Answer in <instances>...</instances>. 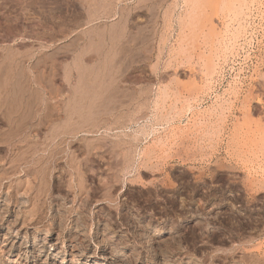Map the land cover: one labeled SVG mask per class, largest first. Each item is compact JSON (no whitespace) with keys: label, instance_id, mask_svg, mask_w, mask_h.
<instances>
[{"label":"rangeland","instance_id":"obj_1","mask_svg":"<svg viewBox=\"0 0 264 264\" xmlns=\"http://www.w3.org/2000/svg\"><path fill=\"white\" fill-rule=\"evenodd\" d=\"M140 1L0 0V264L264 262V0Z\"/></svg>","mask_w":264,"mask_h":264},{"label":"bare ground","instance_id":"obj_2","mask_svg":"<svg viewBox=\"0 0 264 264\" xmlns=\"http://www.w3.org/2000/svg\"><path fill=\"white\" fill-rule=\"evenodd\" d=\"M104 1H105V0H104ZM114 1H115V0H114ZM136 1H137V0H136ZM138 1H139L140 3L137 2L136 5L141 4V1H140V0H138ZM194 1H196V0H194ZM197 1H198V0H197ZM197 1H196V2H197ZM205 1H206V0H205ZM207 1L210 2V0H207ZM207 1H206V2H207ZM222 1H225V0H222ZM222 1L220 0V2H222ZM233 1H234V0H231V2H233ZM240 1H241V0H240ZM248 1H249V0H248ZM257 1H258V0H257ZM257 1H256V2H257ZM100 2H101V1H100ZM201 2H202V1L199 0L198 3H201ZM208 2H207V4H210V3H208ZM214 2H216L215 4H218L217 1L214 0ZM225 2H227L226 4L228 5V1L226 0ZM234 2H236V1H234ZM234 2H233V3H234ZM237 2H238V1H237ZM237 2H236V3H237ZM243 2H244V1H243ZM155 3H156V2H155ZM186 3H187V2H186ZM222 3H223V2H222ZM244 3H245V2H244ZM244 3H243V4H244ZM246 3H247V0H246ZM246 3H245V4H246ZM84 4H85V3H84ZM93 4H94V3H93ZM143 4H145V3H143ZM211 4H213V2H211ZM219 4H220V3H219ZM219 4H218V5H219ZM230 4H231V3H230ZM230 4L228 5L229 7H230ZM243 4H242V7H243ZM245 4H244V5H245ZM247 4H249V3H247ZM262 4H263V3H262ZM97 5H98V3H97ZM99 5H100V4H99ZM107 5H108V4H107ZM113 5H114V4H112V7H113ZM149 5H150V4H149ZM153 5H154V4H153ZM153 5H152V6H153ZM197 5H198V4H197ZM213 5H214V4H213ZM224 5H225V3H224ZM224 5H222V6H224ZM231 5H232V4H231ZM239 5H240V4H239ZM252 5L254 6V3H253ZM103 6H104V5H103ZM127 6H128V5H127ZM129 6H130V5H129ZM140 6H141V5H140ZM140 6H137V7H140ZM154 6H156V5H154ZM202 6H204V5H202ZM216 6H217V5H216ZM220 6H221V4H220ZM220 6H219V7H220ZM232 6H233V5H232ZM258 6H260V5H258ZM94 7H95V6H94ZM123 7H124V6H123ZM134 7H136V6H134ZM149 7H150V6H149ZM199 7H200V6H199ZM199 7H198V8H199ZM217 7H218V6H217ZM224 7L226 8V6H224ZM233 7H234V6H233ZM101 8H102V7H101ZM104 8H105V7H104ZM128 8H129V7H128ZM142 8H143V7H142ZM142 8H141V9H142ZM245 8H246V7H245ZM252 8H253V7H251V9H252ZM93 9H94V8H93ZM105 9H107V8H105ZM122 9H123V8H122ZM124 9H125V8H124ZM132 9H133V7H132ZM136 9H138V8H136ZM146 9H147V8H146ZM193 9H194V8H193ZM208 9H209V8H208ZM216 9H217V8H216ZM218 9L220 10V8H218ZM234 9H236V6L234 7ZM234 9H233V10H234ZM240 9H241V8H240ZM247 9H248V8H247ZM247 9H246V10H247ZM213 10H215V9L211 7V8H210V11H208V12H209V13H210V12H213ZM219 10H218V11H219ZM226 10H227V9H226ZM248 10H249V9H248ZM151 11H152V9H151ZM151 11H150V12H151ZM206 11H207V10H206ZM108 12H110V11H108ZM128 12H129V10H128ZM188 12H189V11H188ZM215 12H216V10H215ZM234 12H235V11H234ZM237 12H240L239 15L241 16V14H242L241 12H243V11H242V10H241V11L238 10ZM125 14H126V13H125ZM125 14H124V15H125ZM127 14H128V13H127ZM203 14H204V13H203ZM210 14H211V13H210ZM236 14H237V13H236ZM249 14H250V13H249ZM256 14H257V13H256ZM206 15H207V14H206ZM215 15H216V14H215ZM261 15H262V13H261ZM106 16H107V15H106ZM125 16H126V15H125ZM188 16H189V15H188ZM207 16H208V15H207ZM245 16H247V15H245ZM256 16H257V15H256ZM195 17H196V16H195ZM209 17H210V16H209ZM211 17H212V16H211ZM213 17H214V16H213ZM258 17H259V16H258ZM155 18H156V17H155ZM216 18H217V17H216ZM242 18H245V17H242ZM247 18L249 19V16H248ZM247 18H246V20H247ZM123 19H124V18H123ZM162 19H163V18H162ZM187 19H188V17H187ZM208 19H209V18H208ZM238 19H239V18H238ZM262 19H264V17H263ZM119 20H120V19H119ZM205 20H206V19H205ZM209 20H210V19H209ZM230 20H231V19H230ZM244 20H245V19H244ZM194 21H195V19H194ZM207 21H208V20H207ZM123 22L125 23V20H123ZM146 22L148 23L149 21H146ZM168 22H169V21H168ZM209 22H210V21H209ZM170 23H171V22H170ZM202 23H203V22H202ZM210 23H213V22H210ZM220 23H221V22H220ZM243 23H244V22H243ZM116 24L118 25V23H116ZM148 24H149V23H148ZM207 24H208V22H207ZM239 24H240V23H239ZM239 24H238V25H239ZM244 24H245V23H244ZM195 25H196V24H195ZM200 25H201V24H200ZM203 25H204V24H203ZM205 25H206V24H205ZM220 25H221V24H220ZM225 25H226V24H225ZM229 25H230V24H229ZM245 25H247V24H245ZM121 26H123V25H121ZM151 26H152V25H151ZM212 26H213V25H212ZM248 26H249V24H248ZM248 26H247V27H248ZM124 27H125V26H124ZM180 27H181V26H180ZM194 27H195V26H194ZM205 27H206V26H205ZM208 27H210V25H209ZM236 27H237V26H236ZM238 27L241 28V26H238ZM115 28H116V27H115ZM121 28H123V27H121ZM145 28H146V27H145ZM210 28L212 29V27H210ZM234 28H235V27H234ZM242 28H243V26H242ZM245 28H246V26H245ZM245 28H243V29H245ZM117 29H118V28H117ZM136 29H137V28H136ZM169 29H170V28H169ZM184 29H185V26H184ZM235 29H236V28H235ZM237 29H238V28H237ZM246 29H247V28H246ZM246 29H245V30H246ZM108 30H109V29H108ZM118 30H119V29H118ZM120 30H121V29H120ZM139 30H140V29H139ZM114 31H115V30H114ZM194 31H195V30H194ZM206 31H207L208 34H210V33H209L210 31H209V32H208V30H206ZM214 31H215V30H214ZM243 31H244V30H243ZM117 32H118V31H117ZM211 32H212V31H211ZM233 32H234V31H233ZM244 32H245V31H244ZM229 33H231V32H229ZM235 33H236V31H235ZM239 33H240V31H239ZM242 33H243V32H242ZM245 33H246V32H245ZM89 34H90V33H89ZM121 34H122V33H121ZM129 34H130V33H129ZM218 34H219V33H218ZM231 34H232V33H231ZM115 35H116V34H115ZM117 35H118V34H117ZM203 35H205V34H203ZM210 35H211V34H210ZM212 35H213V34H212ZM216 35H217V34H216ZM224 35H225V34H224ZM233 35L235 36L236 39H237V37L239 36V35H238V32H237V34H236L237 37H236L235 34H232V36H233ZM242 35H244V34H242ZM248 35H249V34H248ZM99 36H100V35H99ZM133 36H134V35H133ZM146 36H147V35H146ZM190 36H191V35H190ZM218 36H219V35H218ZM232 36H231V37H232ZM220 37H221V36H220ZM90 38H91V37H90ZM120 38H121V37H120ZM134 38H135V37H134ZM158 38H159V37H158ZM102 39H103V38H102ZM115 39H116V38H115ZM129 39L131 40V38H129ZM142 39H143V38H142ZM223 39H224V38H223ZM236 39H234L233 41L236 42ZM227 40H229V38H228ZM231 41H232V40H231ZM126 42H127V41H126ZM130 42H131V41H130ZM218 42H219V41H218ZM248 42H249V41H248ZM93 43H94V42H93ZM93 43H92V44H93ZM109 43H110V42H109ZM181 43H182V41H181ZM92 44H91V45H92ZM104 44H105V43H104ZM104 44H103V45H104ZM123 44H124V43H123ZM123 44H122V45H123ZM133 44H134V43H133ZM222 44H223V43H222ZM95 45H96V44H95ZM135 45H136V44H135ZM163 45H164V44H163ZM226 45H227V44H226ZM231 45H232V44H231ZM238 45H239V44H238ZM246 45H247V44H246ZM83 46H84V45H83ZM209 46H210V45H209ZM209 46H207V47L209 48ZM213 46H214V45H213ZM241 46H242V45H241ZM99 47H101V46H99ZM108 47H109V46H108ZM118 47H119V45H118ZM118 47H117V48H118ZM124 47H125V46H124ZM180 47H181V46H180ZM187 47H189V46H187ZM262 47H263V46H262ZM93 48H94V47H93ZM115 48H116V47H114V49H115ZM119 48H120V47H119ZM173 48H174V47H173ZM184 48H185V45H184ZM227 48H228V47H227ZM128 49H129V47H128ZM130 49H131V48H130ZM181 49H182V48H181ZM87 50H88V49H87ZM122 50H123V49H122ZM182 50H183V49H182ZM232 50H233V49H232ZM99 51H100V50H99ZM106 51H107V50H106ZM110 51H111V50H110ZM157 51H158V50H157ZM178 51H179V50H178ZM184 51H185V50H184ZM121 52H122V51H121ZM127 52H128V51H127ZM135 52H136V51H135ZM175 52H176V51H175ZM98 53H99V52H98ZM118 53H119V52H118ZM190 53H191V52H190ZM220 53H221V52H220ZM263 53H264V52H263ZM106 54H107V53H106ZM161 54H162V53H161ZM85 55H86V54H85ZM117 55H118V54H117ZM119 55H120V54H119ZM124 55H125V54H124ZM177 55H178V54H177ZM185 55H186V54H185ZM214 55H215V54H214ZM221 55H222V54H221ZM105 56H106V55H105ZM207 56H208V55H207ZM237 56H238V55H237ZM112 57H113V56H112ZM114 57H116V55H115ZM156 57H158V56H156ZM87 58H88V57H87ZM218 58H219V57H218ZM77 60H78V58H77ZM108 60H109V59H108ZM117 60H119V59H117ZM117 60L115 61V64H116V65H118ZM113 61H114V59H113ZM119 61H120V60H119ZM119 61H118V62H119ZM209 61H210V60H209ZM186 62H187V61H186ZM207 62H208V61H207ZM119 64H120V63H119ZM209 64H210V63H209ZM216 64H217V63H216ZM113 65H114V64H113ZM121 65H122V64H121ZM156 65H157V64H156ZM185 65H186V64H185ZM189 65H190V64H189ZM212 65H213V64H212ZM90 66H91V65H90ZM114 66H115V65H114ZM176 66H177V65H176ZM205 66H206V65H205ZM209 66H210V65H209ZM209 66H208V67H209ZM219 66H220V65H219ZM84 67H85V66H84ZM112 67H113V66H112ZM165 67H166V66H165ZM109 68H111V67L109 66ZM122 68H123V67H122ZM154 68H155V67H154ZM82 69H83V68H82ZM114 69H115V67H114ZM116 69H117V68H116ZM19 70H20V69H19ZM115 71H117V70H115ZM119 71H120V70H119ZM95 72H96V71H95ZM109 72H110V71H109ZM111 72H112V71H111ZM238 72H239V71H238ZM255 72H256V71H255ZM82 73H83V72H82ZM211 73H213V72H211ZM239 73H240V72H239ZM112 74H113V73H112ZM114 74H115V73H114ZM82 75H83V74H82ZM237 75H238V74H237ZM108 76H109V75H108ZM110 76H111V75H110ZM114 76H115V75H114ZM121 76H122V75H121ZM116 77H117V76H116ZM82 78H83V77H82ZM117 78H118V77H117ZM119 78H120V77H119ZM175 78H176V77H175ZM231 79H232V78H231ZM233 79H234V78H233ZM247 79H248V78H247ZM115 80H116V79H115ZM175 80H176V79H175ZM218 80H219V79H218ZM220 80H221V79H220ZM249 80H250V79H249ZM81 82H82V81H81ZM177 82H178V81H177ZM177 82H176V83H177ZM190 82H192V81H190ZM215 82H216V81H215ZM18 83H19V82H18ZM169 83H170V82H169ZM248 83H249V82H248ZM253 83H254V82H253ZM253 83H252V84H253ZM177 84H179V83H177ZM197 84H198V83H197ZM202 85H203V84H202ZM116 86H117V85H116ZM164 86H165V85H164ZM203 86H204V85H203ZM248 86H249V85H248ZM118 87H119V85H118ZM190 87H191V86H190ZM198 87H199V85H198ZM96 88H97V87H96ZM116 88H117V87H116ZM199 88H200V87H199ZM109 89H110V88H109ZM114 89H115V88H114ZM114 89H113L112 91H114ZM145 89H146V88H145ZM145 89H144V90H145ZM20 90H21V88H20ZM248 90H249V89H248ZM121 91H122V90H121ZM206 91H207V90H206ZM15 92H16V91H15ZM114 92H116V91H114ZM118 92H119V91H118ZM125 92H126V91H125ZM12 93H13V91H12ZM130 93H131V92H130ZM130 93H129V94H130ZM232 93H233V91H232ZM102 94H103V93H102ZM115 94H116V96H117V93H115ZM129 94H128V95H129ZM198 94H199V93H198ZM221 94H222V93H221ZM107 95H108V94H107ZM118 95H119V94H118ZM132 95H133V94H132ZM254 95H255V94H254ZM108 96H109V95H108ZM183 96H184V95H183ZM222 96H223V95H222ZM233 96H234V95H233ZM257 96H258V95H257ZM110 97H113V96H110ZM123 97H124V96H123ZM125 97H126V96H125ZM227 97H228V96H227ZM107 98H108V97H107ZM113 98H114V97H113ZM116 98H117V97H116ZM120 98H121V97H120ZM181 98H182V97H181ZM222 98H223V97H222ZM228 98H229V97H228ZM26 99H27V98H26ZM110 99H112V98H110ZM128 99H129V98H128ZM128 99H127V100H128ZM139 99H140V98H139ZM213 99H214V98H213ZM256 99H257V98H256ZM103 100H104V99H103ZM112 100H113V99H112ZM117 100H118V99H117ZM121 100H122V99H120V101H121ZM130 100H131V99H130ZM130 100H129V101H130ZM39 101H40V100H39ZM94 101H95V100H94ZM96 101H97V100H96ZM104 101H105V100H104ZM114 101H115V99H114ZM120 101L118 100V101H115V102L118 103V105H119V104H121V102H122V101H121V102H120ZM123 101H125V100H123ZM135 101H136V100H135ZM4 102H5V101H4ZM115 102H114V103H115ZM205 102H206V101H205ZM102 103H103V102H102ZM123 103H124V102H122V104H123ZM131 103H132V102H131ZM145 103H146V102H145ZM258 103H259V102H258ZM95 104H96V103H95ZM178 104H179V103H178ZM115 105H116V104H115ZM123 105H124V104H123ZM147 105H148V104H147ZM208 105H209V104H208ZM211 105H212V104H211ZM226 105H227V104H226ZM90 106H91V105H90ZM107 106H109V105H107ZM128 106H129V105H128ZM161 106L163 107L164 105H161ZM218 107H219V106H218ZM245 107H246V106H245ZM105 108H106V106H105ZM105 108H104V109H105ZM107 108H108V107H107ZM107 108H106V109H107ZM109 108H110V107H109ZM116 108H118V107H116ZM247 108H248V107H247ZM16 109H17V108H16ZM104 109H103V110H104ZM112 109H113V108H112ZM223 109H224V108H223ZM253 109H254V108H253ZM108 110H109V109H108ZM232 110H233V109H232ZM236 110H237V109H236ZM115 111H116V110H115ZM208 111H209V110H208ZM223 111H224V110H223ZM99 112H101V111H99ZM218 112H219V111H218ZM221 113H222V112H221ZM233 113H234V111H233ZM255 113H256V112H255ZM257 113H258V112H257ZM198 114H199V113H198ZM53 115H54V114H53ZM53 115H52V116H53ZM134 115H135V114H134ZM164 115H165V114H164ZM191 116H192V115H191ZM217 117H218V116H217ZM232 117H233V116H232ZM235 117H236V116H235ZM98 118H99V117H98ZM192 118H193V117H192ZM221 118H222V117H221ZM223 118H224V117H223ZM195 119H196V118H195ZM154 120H155V119H154ZM201 120H202V119H201ZM209 120H210V119H209ZM215 120H216V119H215ZM216 121H217V120H216ZM261 122H262V121H261ZM198 123H199V122H198ZM230 123H231V122H230ZM259 123H260V122H259ZM255 124H256V123H255ZM257 124H258V123H257ZM102 125H103V124H102ZM187 125H188V124H187ZM250 125H251V124H250ZM253 125H254V124H253ZM254 126H255V125H254ZM261 126H262V125H261ZM185 127H186V126H185ZM195 127H196V126H195ZM222 127H223V126H222ZM200 128H201V127H200ZM200 128H199V129H200ZM188 129H189V128H188ZM197 130H198V128H197ZM239 130H240V129H239ZM184 132H185V130H184ZM197 132H198V131H197ZM111 133H112V132H111ZM183 134H184V133H183ZM248 135H249V133H248ZM261 135H262V134H261ZM148 137H149V136H148ZM121 139H122V138H121ZM242 139H243V138H242ZM29 140H30V139H29ZM157 141H158V140H157ZM258 143H259V142H258ZM191 146H192V145H191ZM30 147H31V146H30ZM92 149H93V148H92ZM108 152H109V151H108ZM128 152H129V151H128ZM124 155H125V154H124ZM112 158H113V157H112ZM147 159H148V158H147ZM116 160H117V159H116ZM127 161H128V160H127ZM260 166H261V165H260ZM118 167H119V166H118ZM252 171H253V170H252ZM259 175H260V174H259ZM262 180H263V179H262ZM256 194H257V193H256ZM3 195H4V194H3ZM11 196H12V195H11ZM80 208H81V207H80ZM80 211H81V210H80ZM124 222H125V221H124ZM63 223H64V222H63ZM105 226H106V225H105ZM80 230H81V229H80ZM82 231H83V230H82ZM72 233H73V232H72ZM86 233H87V232H86ZM229 236H230V235H229ZM84 239H85V238H84ZM84 239H83V241H84ZM118 239H119V238H118ZM87 242H88V241H87ZM40 243H41V242H40ZM47 245H48V244H47ZM127 245H128V244H127ZM259 245H260V244H259ZM259 245H257V246H259ZM76 247H77V246H76ZM79 247H80V245H79ZM42 248H43V247H42ZM254 248H255V247H254ZM250 249H251V248H250ZM250 249H248V250H250ZM4 250H5V249H4ZM47 250H48V249H47ZM258 250H259V249H258ZM25 251H26V250H25ZM64 251H65V250H64ZM64 251H63V252H64ZM83 251H84V249H83ZM245 251H247V250H245ZM255 251H256V250H255ZM55 252H56V251H55ZM79 252L81 253L82 251H79ZM85 252H86V251H85ZM235 252H236V251H235ZM258 252H259V251H258ZM258 252H257V253H258ZM261 252H262V250H261ZM261 252H260V253H261ZM72 253H73V252H72ZM82 253H84V252H82ZM254 253H256V252H254ZM260 253H258V255H259ZM263 254H264V253H263ZM18 255H19V254H18ZM27 255H28V254H27ZM84 255H85V254H84ZM63 256H64V255H63ZM252 256H253V255H252ZM60 257H61V256H60ZM255 257H256V256H255ZM263 257H264V255H263ZM61 258H62V257H61ZM84 258H85V256H84ZM252 258H253V257H252ZM259 258H260V257H259ZM59 259H60V258H59ZM73 259H74V258H73ZM79 259H80V258H79ZM85 259H86V258H85ZM88 259H89V258H88ZM216 259H217V258H216ZM77 260H78V259H77ZM90 260H91V259H90ZM249 260H250V259H249ZM257 260H258V259H257ZM261 260H262V258H261ZM42 261H43V260H42ZM75 261H76V259L74 260V263H76ZM86 261H87V260H86ZM88 261H89V260H88ZM98 261H99V260H98ZM255 261H256V260H255ZM262 261H263V260H262ZM44 262H45V261H44ZM89 262L91 263V261H89ZM89 262H88V263H89ZM248 262H249V261H248ZM257 262H260V260H259V261H256V264H257ZM72 263H73V262H72ZM74 263H73V264H74ZM90 263H89V264H90ZM250 264H252V263H250ZM253 264H254V262H253ZM262 264H264V262H262Z\"/></svg>","mask_w":264,"mask_h":264}]
</instances>
